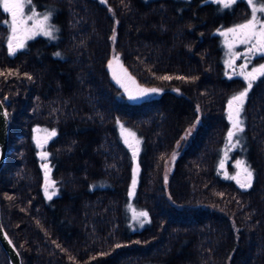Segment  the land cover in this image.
Listing matches in <instances>:
<instances>
[{
    "label": "trees",
    "instance_id": "1",
    "mask_svg": "<svg viewBox=\"0 0 264 264\" xmlns=\"http://www.w3.org/2000/svg\"><path fill=\"white\" fill-rule=\"evenodd\" d=\"M33 2L51 11L55 39L38 35L14 55L0 6V98L10 117L0 213L22 264H264V76L245 98L235 150L251 186L217 169L227 103L245 86L224 71L219 29L245 19L247 2ZM116 55L157 96L121 98L109 68ZM39 126L56 132L46 160L33 142ZM120 126L140 137L136 163ZM134 169L135 204L149 216L137 229L126 207ZM0 264H9L1 243Z\"/></svg>",
    "mask_w": 264,
    "mask_h": 264
},
{
    "label": "snow or ice",
    "instance_id": "2",
    "mask_svg": "<svg viewBox=\"0 0 264 264\" xmlns=\"http://www.w3.org/2000/svg\"><path fill=\"white\" fill-rule=\"evenodd\" d=\"M215 3L221 5L223 8H231L233 4L237 2V0H214ZM248 4L251 6V16L252 18L248 20L244 24H240L235 26L234 28L228 29L227 33H221L222 35H227L231 33L233 35L234 42L233 43H241V44H249L248 53L250 55H255L256 53L264 54V21L258 20L257 13H264V0H261L260 6L257 7L254 3V0H248ZM31 5V0H0V6L3 7L5 12L11 14V32L12 35L8 40V50L10 55H14L15 52L23 48L25 46V40L31 39L36 35H44L51 39H55L54 32L57 31L55 26L50 24L49 21L51 19V13L38 14L35 12L34 8L31 10V15H25L26 6ZM28 21H32L31 27L28 25ZM115 40V36L112 37ZM233 43L229 44V48L233 47ZM55 55L59 56V53H55ZM239 54H233V60L228 61V66L232 67V64L236 58H238ZM113 60H119L118 55L113 57ZM112 67V61H109V68ZM247 65H241V68H246ZM239 75L244 77V80L247 81V87L234 95L228 102L229 115L228 118L231 121V129L228 131L227 138L232 148H235L239 144V140L237 139L235 143H233V138L237 137L239 133L243 132V121L240 119V113L242 111V106L247 96L248 91L252 88L253 82L257 80L259 76H264V65H260L258 68H253L250 72L241 71ZM114 78H116L115 73H113ZM129 79H132L129 77ZM161 79H171V77H161ZM117 82L120 83V80L117 78ZM134 82V81H133ZM125 92L128 94V99L132 101L140 100L147 96L149 93H157L161 91L160 89H140L137 88L135 91L129 89L127 85L122 84ZM123 128V126H121ZM127 132V130H124ZM56 132L53 130L48 133L47 137L44 141L38 140V146H43V143L47 142V139L55 136ZM129 136L134 137L135 133L128 132ZM125 143L128 144L129 147H133L131 143H129L128 139H125ZM138 144L139 141H136ZM138 153V148L133 149V158L136 157ZM227 154V153H226ZM48 157L47 152L41 153V158L46 160ZM173 159H175V154H173ZM224 166V162L221 161V167ZM236 166L238 169H241L243 173H245L244 180L240 179L241 172H237L235 176L229 177L230 179L236 180L241 188H247L251 186L252 181V172L245 165V162L242 160L236 161ZM42 167L46 171V186H45V194L48 199H51L52 196L56 195L55 191L49 192V188L53 187L55 182H49L47 179V172L50 170L48 164H43ZM137 169L133 170V178L132 185L129 195H133L137 183L136 179ZM143 218V219H142ZM133 219L139 221L140 225L143 226L144 223L148 221V213L146 211H139L133 214Z\"/></svg>",
    "mask_w": 264,
    "mask_h": 264
},
{
    "label": "rangeland",
    "instance_id": "3",
    "mask_svg": "<svg viewBox=\"0 0 264 264\" xmlns=\"http://www.w3.org/2000/svg\"><path fill=\"white\" fill-rule=\"evenodd\" d=\"M237 1H239V0H237ZM245 1L248 4V0H245ZM254 3L256 4L257 7H259L260 3H261V0H254ZM248 6L250 7V12H249V15L245 19L241 20V22L230 24V26H228V27L219 29V32L220 33H227L228 29L234 28L235 26L240 25V24H244L248 20H250L252 18V16H251V10L252 9H251V6L249 4H248ZM32 8H34L36 13L41 14V15L45 14V13H49V12L51 13V11L49 9L48 10L45 9V11L38 9V7L36 6L35 2H33V0H31V5L26 6V8H25V15H31V10L30 9H32ZM7 18H8V29H9V34H8L7 39L9 40V37L12 35L11 27H10L12 17H11V14L8 13V12H7ZM257 18H258V20L264 21V13H259L258 12L257 13ZM32 23H33L32 21H28L29 27H31ZM49 23L52 24V16H51V19H50ZM36 36H38V35H36ZM36 36H34V37H36ZM40 36L47 37V36H44L42 34H40ZM54 36H55V32H54ZM33 38H31V39H33ZM31 39L25 40V46L27 45V42L29 40H31ZM234 39L235 38L233 37V35L231 33H228L227 35H222L221 34V41H222V48H223V50H222L223 54H222L221 62L223 63L224 71L229 76H231V77L235 76V77H239V79H242L243 83H245V86L243 87V89H241V91H243L247 87V81H245L244 77L239 75V73L241 71L250 72V71H252L253 68H258L260 65H264V54L256 53L255 55H250L248 53V48L250 47V45L249 44H241V43H233ZM230 43H233V47H231V48H229V44ZM7 45H8V43H7ZM25 46L23 48H25ZM233 54H239V56H238V58H236L234 60V62L232 64V67H229L227 62L233 60ZM113 57L114 56H112V59L110 60V61H112V67L110 69H111V73H112V78H114L113 73H115V75H116V78H114V80L116 81L117 85L119 86V88L122 91L121 94H120L121 98L128 99V94L125 92L124 87L122 86V84L127 85V87L129 89L133 90V91H135L137 88H140V89H153V88L159 89L158 87L157 88L156 87H149V86L144 87L142 85H139L137 83V81L134 80V78H132L128 74V72L126 71V68L122 64L121 59L119 58V60L117 61V60H113ZM241 65H247V67L242 69ZM129 77H131L132 79H129ZM117 78L120 80V83L117 82ZM241 91H238V92L234 93L233 96L238 94ZM159 92H157V93H149L147 96H145L142 99H145L146 97H150V96H157V94ZM232 97H230L229 100ZM227 106H228V103H227ZM244 106L245 105L243 103L242 111L240 113V119L243 122H244V116H243ZM228 115H229V108L227 107L226 116L228 117ZM228 120H229V118H228ZM231 126H232L231 125V121L229 120L230 129H231ZM120 129H121L120 132L122 133V137H123L124 143H125V139L127 138L129 143H131L132 146H133V147H129L130 151L133 153V149L134 148H138V152H139L140 148H141V142H140V137H139L138 133L136 131H134L132 128L128 127V126H126V127L123 126V128L120 126ZM124 130H127V132H125ZM128 132L135 133V136L134 137L129 136ZM48 133H50V132L48 130H46L45 128H43L42 126L35 127L34 130H33V133H32L33 142H34L35 146L37 147L36 154L39 157L41 156V153L45 152V151L42 148L44 146H42V147L38 146L37 141L38 140L44 141V139L47 137ZM240 134L241 133H239L237 137L233 138V143H235L236 140L238 139L239 140V144H240ZM225 138L226 139H225L224 143L222 144V146L220 147L221 150H220V153H219V155L217 157V160H218L217 161V169H218V171H220L221 176L224 179H229V180H232L234 182H236V180L230 179L229 177L235 176L237 174V172L239 171V172H241L240 179L243 181L246 174L243 173L241 169L237 168L236 161L242 160V161L245 162V165L248 166L249 169H250V167L246 163L244 157L242 156V153L239 152V151L235 152V150L239 149L238 148L239 144H238L237 147L232 148L231 144L228 141L227 135H226ZM136 141H139V143L137 144ZM43 145H44V143H43ZM233 152H235L234 156H232ZM138 156H139V153H137L136 157L133 158L135 163L138 160ZM221 161L224 162V166L223 167H221ZM45 163H46V161H41V163H40L41 168H43L42 165L45 164ZM168 169H170V168L167 167V169L165 171V173H166L165 174V180L166 181H167V179L169 177ZM43 170H45V169L43 168ZM250 171L252 172L251 169H250ZM45 175H46V171H45ZM47 179H48L49 182H51L50 181L51 179L49 180L48 177H47ZM45 186H46V183H45ZM44 189H45V187H44ZM48 190H49L50 193L52 191L56 192L55 185L53 187H50ZM128 197L129 198H128L127 203H126L128 226L131 229L141 228V225H140L139 221L133 219V214H134V211L135 212H139V211H146V210L141 208V207L139 208V207L136 206L134 194L131 195V196L129 195ZM148 221H149V216H148ZM145 264H150V263L147 262Z\"/></svg>",
    "mask_w": 264,
    "mask_h": 264
},
{
    "label": "water",
    "instance_id": "4",
    "mask_svg": "<svg viewBox=\"0 0 264 264\" xmlns=\"http://www.w3.org/2000/svg\"><path fill=\"white\" fill-rule=\"evenodd\" d=\"M245 52V51H244ZM10 117L7 114V109L0 98V169L6 161L8 153V134L10 129ZM1 171V170H0ZM1 212V202H0ZM0 213V243L3 245L5 252L9 259V264H22L21 255L17 246L14 244L10 235L7 233L4 224H2V218Z\"/></svg>",
    "mask_w": 264,
    "mask_h": 264
}]
</instances>
